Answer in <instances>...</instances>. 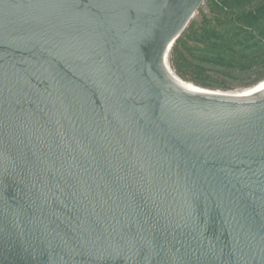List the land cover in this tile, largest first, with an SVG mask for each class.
I'll return each mask as SVG.
<instances>
[{"label": "water", "instance_id": "obj_1", "mask_svg": "<svg viewBox=\"0 0 264 264\" xmlns=\"http://www.w3.org/2000/svg\"><path fill=\"white\" fill-rule=\"evenodd\" d=\"M205 2L0 0V264H264V91L169 64Z\"/></svg>", "mask_w": 264, "mask_h": 264}, {"label": "trees", "instance_id": "obj_2", "mask_svg": "<svg viewBox=\"0 0 264 264\" xmlns=\"http://www.w3.org/2000/svg\"><path fill=\"white\" fill-rule=\"evenodd\" d=\"M169 64L198 87L233 92L264 81V0H206Z\"/></svg>", "mask_w": 264, "mask_h": 264}, {"label": "bare ground", "instance_id": "obj_3", "mask_svg": "<svg viewBox=\"0 0 264 264\" xmlns=\"http://www.w3.org/2000/svg\"><path fill=\"white\" fill-rule=\"evenodd\" d=\"M263 91H264V82L254 90H251V89H249V91L237 90V91H233V92L231 91V92L234 94H237V95H241V96H250V95H253L255 93H259V92H263Z\"/></svg>", "mask_w": 264, "mask_h": 264}, {"label": "rangeland", "instance_id": "obj_4", "mask_svg": "<svg viewBox=\"0 0 264 264\" xmlns=\"http://www.w3.org/2000/svg\"><path fill=\"white\" fill-rule=\"evenodd\" d=\"M241 91V90H240Z\"/></svg>", "mask_w": 264, "mask_h": 264}]
</instances>
